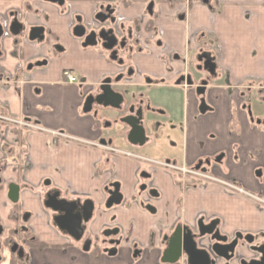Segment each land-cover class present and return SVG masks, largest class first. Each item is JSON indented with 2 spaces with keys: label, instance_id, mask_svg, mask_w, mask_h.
<instances>
[{
  "label": "crops",
  "instance_id": "1",
  "mask_svg": "<svg viewBox=\"0 0 264 264\" xmlns=\"http://www.w3.org/2000/svg\"><path fill=\"white\" fill-rule=\"evenodd\" d=\"M64 1L69 12L42 0H0L1 16L19 13L27 28L44 29L41 43L8 36L0 40V79L9 78L4 84L0 80L1 116L32 121L87 143L110 142L107 146L113 149L157 161L193 165L222 155L229 177L264 198V128L252 123L243 110L251 104L253 119L264 117V100L252 95L256 91L253 85L264 87V0H209L208 5L192 0L189 9L181 0ZM150 3L152 18L146 15ZM108 6L124 19L126 29H135L142 19L138 29L141 51L130 62L139 73L130 83L143 90L145 101L163 113L158 115L162 118L159 127H145L148 142L141 148L125 141L127 128L107 130L104 119L108 113L97 120L81 110L87 94L119 68L99 47L82 48L81 41L72 36V26L76 17L83 26H90ZM156 30L161 33V48L150 41ZM187 44L191 53L200 48L215 60L216 75L204 98L209 109L205 114L199 113L198 99L190 90L145 86V78L165 79L170 85L182 63L173 59L165 65V55L183 58ZM38 63L45 64L36 66ZM65 73L82 85L68 84ZM160 91L168 93L160 95ZM174 91L183 95H173ZM5 139L0 136V222L1 217L25 215L26 230L36 239L30 250L31 264H92L95 258L53 227L51 213L43 207L50 191L59 192L67 201L93 203L85 236L94 239L106 230H119L116 256H100L98 264H164L165 237L177 226L196 229L200 218L205 224L217 221L220 234L230 241L240 234L252 236L255 245H264V210L217 186L190 180L179 186V180L165 171L108 150L54 144L43 134L9 129ZM142 173L150 175L157 193L150 200L139 191ZM114 183L119 184L123 201L107 210L105 188ZM12 184L19 188L17 205L7 198ZM146 204L154 213L145 210ZM199 244L202 248L210 245L208 238ZM235 255L230 264L253 257L246 244H239ZM6 259L7 264L22 263L13 255ZM174 264L186 262L181 259ZM215 264L226 263L215 259Z\"/></svg>",
  "mask_w": 264,
  "mask_h": 264
},
{
  "label": "flooded vegetation",
  "instance_id": "2",
  "mask_svg": "<svg viewBox=\"0 0 264 264\" xmlns=\"http://www.w3.org/2000/svg\"><path fill=\"white\" fill-rule=\"evenodd\" d=\"M181 1L184 2L186 9H189L192 0H181ZM201 2L205 5L209 4V0H201ZM45 3H47V2H45ZM152 6H153L152 3H150L148 5V7L146 8V15H148L150 18H152ZM61 9L62 10L66 9V11L69 9L66 6L64 0H63V5L61 6ZM67 12H69V10ZM110 13H112V14H110ZM98 14H103L104 16H108L109 19L110 18L113 19V22L110 23L109 20H107L104 24H100L94 18L91 25L88 27H85L82 25L81 18L76 17L75 22L72 26V29L79 24L84 27V29H85L84 38L79 39L81 41V43H83L85 37H87L90 32H94L96 34V38H95L96 46L92 47V48L99 47L100 49H102L103 42L98 38L97 35L101 31H112L111 35L115 39V42H113L114 46L108 52L104 51L103 49H102V51L107 55L108 61L115 64L119 68V72H117L113 76H108V77L104 78L101 81V83L104 80L109 79L110 80L109 86H110L111 91L114 94L121 95L123 98V101L120 105L119 110H113L111 108H103L102 104L104 103V100L99 99L101 94H102V92L99 89V87L101 86V83H100L91 93L87 94V96L85 97V98H87L88 96L91 97V99L89 100V101H91V104H90L91 112L89 114H91L95 119L100 120L101 119L100 117L103 116L104 113H106V114L108 113V118L106 117V119H104V124H105V127H107V130L108 129H112V131H113V129L115 130L116 125L127 128L128 133L125 136V141L134 148H141L148 142V137L146 136L145 127L146 126L159 127L161 125L160 122L149 119L147 115L148 114L159 115V114L163 113L160 109H156V108L152 107V105L149 104V102L145 101L146 98H143V94H144L143 90H142L140 96H137L136 100H132V97L126 96L128 94L121 91V89H125L127 87L136 88V87L132 86V84L130 83V80L135 74H138L139 72L137 69L133 68L130 65V62H131L132 56L135 53L141 51V49L139 48L140 37H139L138 29H139V26H141L140 24L142 23V19L137 20V22L135 24V29H132V28L126 29L124 27V22H125L124 19L121 16H119L117 13H115V10L112 9L110 6L104 8ZM78 19H80V23L76 22V20H78ZM13 20H16L18 23L22 24L23 27L25 28L26 33L29 31L30 28H27L25 23L22 22V15H20L19 13L12 12V13L6 14L4 16L0 15V28H1V32H2V36H1L0 40L3 39V37H5L4 25L7 26V28H6L7 36L11 37L10 34H8V28H9L10 23ZM145 29L147 31H151L152 28L151 27H145ZM160 35H161V33L158 32V30L154 31L153 37L150 39V41H153V43H155L158 47L161 48L162 45H161L160 40L158 39L160 37ZM31 43H34V42H31ZM207 55H208V58H207ZM110 57L114 58V60L112 61L110 59ZM173 59L180 60V62L182 63V70L175 76V78L171 81L170 85L167 84L165 79H160L158 81H154L150 78H145V80H144L145 84H146L145 86H152V87H157V88H161V89L164 87L171 86L173 88H183L184 92L186 90H190L197 97L198 102H199V106H200L201 100H204V102H205L204 98L206 95L207 88L209 87L211 80L213 78H215V75H216V67H214L212 72L210 71L211 63L215 66L214 58L212 57L210 52L205 51V50L200 49V48H198L196 53H194V54L191 53V51L189 50V44H187L185 46V54H184L183 58L177 57L176 55L166 54L165 55V61L163 63H165V65H167L168 62L171 63ZM118 62H121L122 64L118 65ZM38 64H42V63H38ZM29 67H31V66H29ZM192 69L195 70V72H192L191 71ZM167 71H170V69L168 68ZM194 73H196V75H194ZM201 75H204V76H201ZM0 80L3 84L9 82V78H7L5 76H1ZM188 82H191V84L189 85ZM75 85L81 86L82 84L77 81V84H75ZM253 86H255L254 89L256 91L253 92L252 95H255V96L260 95L261 98L264 100V87L261 85H259V86L253 85ZM136 89H138V88H136ZM138 90H140V89H138ZM177 93H179L181 96L183 95V93L181 91H178ZM173 95H174V93H173ZM85 98L83 100L81 110H83V108H86L85 107ZM97 100L100 101L102 104H98ZM205 105H206V102H205ZM199 106H198V111H199ZM251 107H252L251 104L249 106H246V107L244 106L243 110H246L248 112V108H249V111L251 112L250 118L252 119V123H255L257 120H263L264 117H262V119H256V120L253 119ZM138 112L141 115L140 125L142 126L143 132H144V143L141 146H139L138 144L133 145L128 141L127 138H128L129 132H130V128L127 127L126 125L120 123V120H122L126 117L136 118ZM6 117H8V116H6ZM10 118H12V117H10ZM109 118H111V119H109ZM14 119H16V118H14ZM23 120L26 122H30V123L42 128L44 130H47V129L41 127L37 123H34L32 121H28L25 119H23ZM257 126H261V125H257ZM9 129L16 131V132L19 131V130L15 129L13 127H10V126H3L0 123V136H1V138H3L4 141L6 140L5 136L8 133ZM56 132L67 135L66 133H64L62 131H56ZM28 133H34V132H28ZM117 133L120 134L119 132H117ZM38 134H40V133H38ZM43 135H46V134H43ZM121 135H122V133H121ZM46 136H48V135H46ZM67 136L74 139V140H54L51 137L50 138L54 144L57 142H66V143H72V144H76V145H84V146L87 145L89 147H95V148L101 149L103 151L108 150L109 154L112 153L114 155H118V156H122L125 158L136 160V161H138L142 164L148 165L152 168L165 171L166 173L170 174L173 178H177L179 180V186L180 185L184 186L185 180L193 181L194 183H196L198 185H202V186H204V185L217 186V187L221 188L227 194L243 197V198L251 201L258 209L264 210V198H262L258 194H252V193L248 192L239 182H237V181H235L229 177V173L226 171V169L224 168V166L222 164V155L215 156L213 159L199 160L193 165H185V164H177L176 162L169 161V160L168 161H157V160L145 158L142 156L133 155V154H130L128 152L119 151V150L111 148L110 146H107V144L110 145V142L109 143L104 142L105 144H103V143H98V144L97 143L96 144L95 143H87V142L81 141L79 139H76L74 137H71L69 135H67ZM127 154L131 155L132 157L126 156ZM205 162H208L209 164L206 165ZM200 163H201V166L199 168H196ZM162 165H165V166H162ZM168 166L173 167V169H170ZM177 167H184L188 170L195 171V172L201 173L203 175L211 176L213 178H216L219 181H225V182L234 184L236 187H238L240 190H242L243 193L229 191L226 188H224L223 186H221L220 184L210 182V181H205V180L199 179V178H195V176H193L191 174H184L183 175L180 172H178ZM142 175L143 176L146 175L148 177H146V178L141 177ZM258 176H259V174H258ZM140 180H141V184L139 186V191L144 186L145 190L140 191V192L146 193L147 197L150 200L153 197H151L148 192L149 191H155V190H153L152 185L150 183V175L148 173H142L140 175ZM111 185H113V184H111ZM50 192H54V191H50ZM155 193H156V191H155ZM44 199H43V202H44ZM258 200L262 201L263 204H260L258 202ZM75 201H78V200H75ZM17 203L14 205H17ZM143 205L144 204H142V206ZM147 206H149V205L146 204L145 207H147ZM52 217H53V214L51 213L50 221H51V224L53 225L52 219H51ZM198 222H202L204 225H208L209 223H211L213 221L208 220V223L205 224L204 219L200 218L198 220ZM198 222H197V224H198ZM53 227H55V226L53 225ZM195 230L196 229H194L193 231H195ZM2 232H3V230L1 229L0 235ZM22 232L23 233H22L21 238H17V239H14L11 237L13 232H10V233L8 232L10 236H8L4 240V243L7 244L8 252L11 255H13L19 263L22 262L21 264H31V262H30V250L32 247L35 246L36 239L34 237H32V235L26 229H24ZM173 232L171 234H173ZM61 234L68 237L71 240L72 244H80L82 246V249L84 246L88 245L89 250L85 253L90 254L89 255L90 257L91 256L95 257L94 259H98V258H100V256L109 257L107 255V251L111 250V249H115V248L117 249L119 244H120V239H118V235L115 237L104 238L101 234L100 237L92 239L91 237L85 236V229H84L83 237H82L80 242H75L74 240H72L69 236H67L64 233H61ZM170 236L165 237L164 240H165L166 244L168 243V239ZM116 241H119L118 245L115 244ZM110 242H113V244L110 245L109 244ZM1 246H2V243L0 242V251H1ZM101 246H103V247L106 246V247L101 249ZM251 246L260 247V246H264V245H257V244L255 245L254 241H253V244ZM198 248L203 249L207 252H210L209 246L202 248V247H200V244L198 243ZM134 249H135L134 254H137L138 249L137 248H134ZM252 253H253V257H252V259H249V260H256V261L259 260V258H260L259 254L254 253V252H252ZM116 254H117V252H116ZM116 254H115V256H116ZM211 258L216 259L215 257L213 258V256ZM249 260H246V261H249ZM240 261H244V259H238V263Z\"/></svg>",
  "mask_w": 264,
  "mask_h": 264
},
{
  "label": "water",
  "instance_id": "3",
  "mask_svg": "<svg viewBox=\"0 0 264 264\" xmlns=\"http://www.w3.org/2000/svg\"><path fill=\"white\" fill-rule=\"evenodd\" d=\"M44 2L57 5L61 7L63 5V0H43ZM107 10V9H106ZM105 10V11H106ZM112 14V13H110ZM95 20L100 24H104L107 20L110 23L113 22V19H109L108 16H104L103 14H98L95 17ZM77 23H80V19L76 20ZM8 34L16 40H22L26 38L28 42H43L44 41V29L40 27L30 28L26 33L25 28L22 24L18 23L16 20H13L8 28ZM112 31H101L97 36L103 42L102 49L104 51H110L113 48V42H115L114 37L111 35ZM72 35L74 38L83 39L85 35V29L82 25H77L72 29ZM2 36L1 28H0V38ZM96 34L94 32H90L87 37H85L82 48H92L96 46L95 42ZM208 58V55H207ZM113 61L114 58L110 57ZM211 63V62H210ZM45 63L38 64L36 66H43ZM121 62H118V65H121ZM214 65L211 63L210 71L212 72L214 69ZM29 67L28 69H30ZM110 80L106 79L101 83L99 87L102 92L100 96V100H104L102 104L97 100L98 104H102L103 108H111L113 110H119L120 105L123 101L121 95L114 94L109 86ZM190 85L191 82H188ZM90 96L85 98V107L83 108V114H89L91 112L90 104L91 101ZM209 109L205 105L204 100L200 101L199 112L200 114H205ZM248 117H251V112H247ZM141 115L138 112L136 118L126 117L120 120V123L126 125L130 128V132L128 135V141L139 146L144 143V132L143 128L140 125ZM252 122V119L250 118ZM256 125H261L264 128V119L257 120L255 122ZM137 140V141H136ZM105 144L104 142H102ZM208 165V162H205ZM201 163L196 167L199 168ZM148 177V176H141ZM1 182V180H0ZM44 186H49V183H45ZM145 187L143 186L140 191H144ZM105 192L107 193V200L105 202L104 208L109 210L112 207H118L122 204L123 197L119 191V184L115 183L105 188ZM151 197H156L157 194L155 191L148 192ZM19 188L18 186L12 184L8 188V200L12 204H16L19 199ZM43 202V207L45 210L49 211L53 214L52 223L56 227V229L69 236L75 242H80L83 234L85 226L90 222L94 212V205L90 200H86L84 202L79 201H67L62 199L60 193L57 191L49 192L45 195ZM145 210L149 213H154V209L147 206ZM218 222L213 221L208 225H204L202 222H198L196 225V230L193 231L189 227H181L178 226L175 228L173 234L168 239L167 247L163 251V256L161 262L164 264H174L179 262L181 259H184L186 264H215L216 259L223 260L226 264H230L232 260L235 259V250L239 247V244H246L250 246V251L259 254V260H249V261H240L239 264H264V246L255 247L251 246L253 244V237L245 236L238 234L230 241L227 237L222 236L217 229ZM118 229L106 230L102 233L104 238L115 237L118 235ZM208 238L210 243V252H207L203 249L198 248L199 241ZM110 245L113 242L109 243ZM116 245L119 244V241H116ZM84 252L89 250L88 245L84 246L82 249ZM13 251V250H12ZM117 249H111L107 251V255L109 257L115 256Z\"/></svg>",
  "mask_w": 264,
  "mask_h": 264
},
{
  "label": "built area",
  "instance_id": "4",
  "mask_svg": "<svg viewBox=\"0 0 264 264\" xmlns=\"http://www.w3.org/2000/svg\"><path fill=\"white\" fill-rule=\"evenodd\" d=\"M7 26L4 25V29H5V33L4 35L7 36V31H6ZM66 81L68 84L71 85H75L77 84L76 79L70 74V73H65L64 74ZM0 123L3 126H10L13 127L19 131H25V132H34V133H40V134H46L49 137H51L54 140H74L70 137H68L65 134L56 132V131H48V130H44L30 122H26L23 119H14V118H10V117H6V116H0ZM126 156L128 157H132L131 155L127 154ZM165 166V165H162ZM170 169H173V167L168 166ZM178 172H180L181 174H191L193 176H195V178H199V179H203L205 181H210V182H214L217 184H220L221 186H223L224 188H226L229 191H234V192H242V190H240L238 187H236L234 184L225 182V181H219L216 178H213L211 176L208 175H203L201 173H197L195 171H191L188 170L184 167H177ZM258 202L260 204H263L262 201L258 200Z\"/></svg>",
  "mask_w": 264,
  "mask_h": 264
},
{
  "label": "rangeland",
  "instance_id": "5",
  "mask_svg": "<svg viewBox=\"0 0 264 264\" xmlns=\"http://www.w3.org/2000/svg\"><path fill=\"white\" fill-rule=\"evenodd\" d=\"M191 71L195 72V70H193V69ZM194 75H196V73H194ZM201 76H204V75H201ZM121 91L124 93H127L128 95H126V96L132 97V100H136L137 96H140V94L142 92L141 89L138 90V89L132 88V87H127L125 89H121ZM149 92L153 93L152 90H149ZM167 93L168 92H166V91H162V92L160 91V95H167ZM174 95H180V94L176 93L174 91ZM143 97H144V95H143ZM147 116L149 119L153 118V120H155L157 122H162V118L158 115L148 114ZM109 119H111V118H109ZM24 219H25L24 214H18V217L16 219L14 218V215L9 219H3L1 217L2 226L0 225V230L2 229L3 232L0 235V242L2 243L1 251H0V264H7L6 257L11 256V254L7 250V244L4 243V240L8 236H10L9 235L10 232H13V234L11 236L12 238H14V239L21 238L22 233H23L22 231L24 229H27V223L24 221Z\"/></svg>",
  "mask_w": 264,
  "mask_h": 264
},
{
  "label": "trees",
  "instance_id": "6",
  "mask_svg": "<svg viewBox=\"0 0 264 264\" xmlns=\"http://www.w3.org/2000/svg\"><path fill=\"white\" fill-rule=\"evenodd\" d=\"M93 258V256H91V259ZM93 261V263L92 264H98V259H94V260H92Z\"/></svg>",
  "mask_w": 264,
  "mask_h": 264
}]
</instances>
